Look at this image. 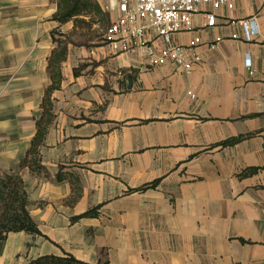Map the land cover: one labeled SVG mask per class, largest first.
Returning <instances> with one entry per match:
<instances>
[{"label":"crops","instance_id":"obj_1","mask_svg":"<svg viewBox=\"0 0 264 264\" xmlns=\"http://www.w3.org/2000/svg\"><path fill=\"white\" fill-rule=\"evenodd\" d=\"M57 7L0 0V173L19 172L40 232H8L0 264H264V0L201 5L172 34L200 57L188 70L148 62L153 31L114 52Z\"/></svg>","mask_w":264,"mask_h":264},{"label":"built area","instance_id":"obj_2","mask_svg":"<svg viewBox=\"0 0 264 264\" xmlns=\"http://www.w3.org/2000/svg\"><path fill=\"white\" fill-rule=\"evenodd\" d=\"M235 0H102V11L113 14L110 24L103 33V41L114 52L129 51L137 43H144L148 38L149 31L159 36L163 45L154 49L151 45L146 46L147 60L150 64H162L173 62L190 69L192 64L200 59L199 56L188 57L185 47L171 43L172 34L188 29L192 23L193 15L203 4L217 9L221 6L232 8ZM215 24L213 11L206 14V25ZM239 24L245 40H250L257 32L253 18H242ZM199 37L193 38L188 48L198 43ZM155 51V52H154ZM247 66L250 60L246 59ZM190 96L195 94L188 92Z\"/></svg>","mask_w":264,"mask_h":264},{"label":"trees","instance_id":"obj_3","mask_svg":"<svg viewBox=\"0 0 264 264\" xmlns=\"http://www.w3.org/2000/svg\"><path fill=\"white\" fill-rule=\"evenodd\" d=\"M92 0H58L55 18L59 23L72 21L74 25H84V15L88 14L93 5ZM239 137L228 138L221 144L232 143ZM29 151H27L28 153ZM26 158L20 160V165ZM35 168H39L36 166ZM157 180L145 184L138 189L152 186ZM28 198L23 180L17 170L3 171L0 173V240L4 239L10 231H25L28 233H40L37 224L32 219L27 209ZM90 213L86 212L85 214ZM35 264H89L85 263L69 253L63 255L45 254L34 260ZM96 264H109L107 261Z\"/></svg>","mask_w":264,"mask_h":264},{"label":"rangeland","instance_id":"obj_4","mask_svg":"<svg viewBox=\"0 0 264 264\" xmlns=\"http://www.w3.org/2000/svg\"><path fill=\"white\" fill-rule=\"evenodd\" d=\"M90 5H93L91 10L88 14L84 15V20L87 23L84 25H74V31L78 33L77 38L79 39L81 37L96 39L104 33L106 27L110 24L111 19L106 12L101 10L98 0H92Z\"/></svg>","mask_w":264,"mask_h":264},{"label":"water","instance_id":"obj_5","mask_svg":"<svg viewBox=\"0 0 264 264\" xmlns=\"http://www.w3.org/2000/svg\"><path fill=\"white\" fill-rule=\"evenodd\" d=\"M126 80H127V82H128V85H130V83H131V77H130V76H127V77H126Z\"/></svg>","mask_w":264,"mask_h":264}]
</instances>
